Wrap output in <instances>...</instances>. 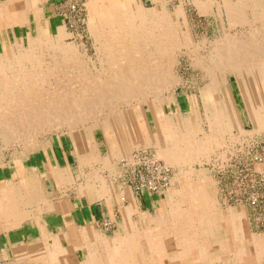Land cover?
Instances as JSON below:
<instances>
[{"label":"rangeland","instance_id":"374dc122","mask_svg":"<svg viewBox=\"0 0 264 264\" xmlns=\"http://www.w3.org/2000/svg\"><path fill=\"white\" fill-rule=\"evenodd\" d=\"M32 1L37 5L36 8L41 16L40 27L46 36L43 35L41 37L43 42L42 40L38 41L36 39L37 19L35 18V13L29 11L27 18L24 21L25 25L22 27H14L16 34L24 37L23 42L20 41L21 43L19 46L17 43L6 44V48L9 50L11 48L9 55L4 53V44H0V65L6 67H0V106L6 105L7 103L10 105L11 96H22L28 93L25 90L27 84L24 83L25 73L28 71H31L32 74H34L31 78L32 80L36 79L37 86L41 85L48 88H53V85H59L62 87L66 86V88L70 85L78 87L83 82L79 83L76 81H86L88 77L99 78L101 76V78L106 77L105 79L107 80L112 79L113 77L111 75H113V72L124 66L127 60L135 61V58L137 59L139 57V52L135 51V48H138L139 46L135 45L137 44L136 39L142 30V16L144 23L148 26L150 25V28H152L151 26L153 25V28H157V31H162L164 28V26H160L162 24L159 23V21L163 20L165 22L166 17L170 16L172 21L171 27L174 29L173 32L176 33V38H179L178 42L174 44L175 51L172 52L174 53L175 63H173V66L171 67V70L173 71V73L171 71V76H174L175 79L179 80V83L175 85L174 88L171 87V89L163 88L162 90L161 88V91L159 90L160 92H157L158 95L156 94V98L158 97L157 99H153L152 97L154 96L151 95L146 96L147 98L142 95L143 98L141 93H137V95L129 94L134 97H130L129 95L127 97L126 95L128 98L127 101L125 98H107V101L111 98L112 103L119 107L121 116L124 120L127 122L131 121L133 129H136H134L130 135L129 133H126V137L132 139L133 142L134 140H137L138 142H136L139 144L133 146L130 150H127V152H125L126 150L124 151V149L122 151V148H120V140L116 137L118 129L115 126H112L114 119L110 118L109 110H106V112H98V110L93 109L91 110L93 112L89 111L88 114H86L88 119L85 120L84 118L86 115H83L84 118L82 119L78 114H72V112L70 114L67 112V116L63 114L61 118L59 117L60 122L62 120V123L57 122L58 125L55 123L50 126L44 125L42 129L40 128L41 131L37 128L38 130L36 129L25 136L27 139L23 138L21 141L18 140V143L13 140V143L12 141L5 142L0 135V193L3 194L6 188H11V191H16L18 195L23 192L25 188H28V185L24 183L25 179L29 177L27 180L30 179L32 184H36V186L32 185V189H37L40 194L38 200L33 199L31 200L32 203L30 202L31 205H28L27 209L29 213H31L32 218H29L30 220L28 218L24 219L19 225H15L16 227H11V225H6V223L2 224L0 226V235L3 231L11 229V234L13 233L11 238L16 239L18 237L16 229L23 227L24 223L27 224L31 222L34 224V222L37 221H39V223H44L45 220L51 221V219L58 218L55 216L56 213H62L63 211L56 210V208H54V203L59 202L61 204L66 203L64 211L71 210L81 204H87L96 207L99 211L103 210V213L106 216L111 215L113 224L109 225V227L105 225L107 221L97 220L92 224H88L89 226L86 225L82 228V230H86V228L95 230L93 232L94 237L114 239L116 236L123 235V226L124 223L127 222L125 220H128L130 222L128 224H131L134 228L146 230L148 227H151L152 229L155 227L154 230L163 231L167 236H170L174 230L170 224H164L162 227H159L160 229L157 228L156 225L160 218H164L165 215H167V212L171 213L172 211L174 213L178 211V218L181 221L180 224L187 223L189 218H192L196 223L204 221V224H209L212 239L217 238L216 235H218L217 232L219 231L217 227L219 226L220 229L221 227L226 229L222 230L224 237L231 239L232 236L227 226L231 225L233 222L237 223L240 227L242 226L243 228H246L250 234L264 238V125L260 126V124L257 123V125L254 126V124L249 123L247 120V111L245 109L243 98V93L247 87L243 84L241 87V83H238L235 76H229L227 80L225 79L222 85L224 99H226L225 101L231 112L235 113V116H237V123L233 122L229 131L226 130L219 134L217 132L219 137L216 144L219 146L216 145L217 148L216 146H213L212 151H214V154L212 152L211 158H204L201 162L196 161L186 163L182 161L179 162L181 164L169 163L160 156L161 154L159 153V147L157 145L147 142L148 145L147 143L142 142L140 138L145 137L148 139V137H158L161 141H165L170 145L169 138L167 139L165 133H163V135L162 133H159L154 124L152 110L149 108L151 104H154L160 109L163 114L162 121L164 120V122H166L168 119L167 121L171 124V127H174V124H178L179 121L186 118L190 114V110H192L197 116L198 124H196L200 128L199 136L202 137L206 135L207 132L208 134L213 132L211 121L214 119V109L207 104L211 90V81L213 80V75L209 74V71H207L209 68L207 65L211 64V61L209 60V50L212 43H214V39H224V35L226 34H233L235 36L239 34L241 37H243V35H245L244 37L250 36L248 34L253 30L252 26H261L264 23L263 15L259 14L262 18L254 19L255 14L251 15L247 9L246 12L242 14V19H232L226 10H224L223 6L219 7L220 4H218V2L222 0H212L215 1V5L212 6V8L206 7L205 9H201V5L198 8V4L200 3L204 5L206 0ZM235 1L237 0H234V2ZM241 1L247 3H243L241 6L247 5L257 7L258 9H261V11L262 8H264V4H262L264 3V0ZM253 1H256V3H253ZM249 2H251V4ZM71 4L76 6V11H70L69 7ZM136 4L137 6H135ZM7 7L8 5L5 6V8ZM106 10H109L110 12L112 11L113 18L115 19L112 21H117L118 24H120V28L116 27L113 29L117 30L116 32H119L118 37L121 36L119 38H121L122 44H120L121 46L119 45V47H125L122 48V53L119 50L117 52V44H111L108 42L109 37L107 36L110 35V32L111 30L113 31V29H109L111 26H109V23H106ZM91 14L92 17H96L95 21H92L93 23H91ZM129 15L131 16L129 17ZM47 16H52L55 19L51 23V34L47 29ZM155 18H158L159 21H155ZM130 20L131 22H129ZM56 24L62 26L59 31L65 32V37L63 39L58 38L59 34H57ZM158 24L159 27L157 26ZM11 26L12 25H8L7 28L10 36ZM96 31H98L97 33L99 35H95ZM248 31L249 33L247 34ZM124 39H126L125 42ZM104 41L107 43L109 49H114L111 51L112 53L108 50L103 51L100 49L102 48V43H104ZM147 43L149 42L145 43V47H147ZM72 44L75 47H73ZM192 44L194 46L196 44L198 45V50L196 52L186 50L190 49ZM43 46L44 48L42 49ZM56 46H58V48ZM71 47L74 52L69 51ZM28 52L33 59L30 57V59L26 61L23 58L28 55ZM197 52L198 54L196 55ZM34 53L37 55H34ZM172 53L170 52L169 54L172 56ZM111 54L116 56L117 59H115V61L111 60ZM122 54L127 56V60L122 59V56H124ZM120 55L122 56L120 57ZM195 55L197 57L200 55V61L196 62L197 59L195 58ZM80 58H84V61H81ZM193 58H195L196 61ZM192 60L193 62H191ZM57 63H60L61 65ZM38 64H40V66H38ZM34 69L35 71H33ZM106 69L109 72L106 71ZM88 72L92 75L87 74ZM107 72L109 73V76ZM243 76V83H247L248 78H250L249 72L244 73ZM3 81H5L8 86L7 84H3ZM70 81H74L75 83H69ZM258 87L260 89L262 88L261 82L258 84ZM135 97L138 99H134ZM119 99L121 101H119ZM1 109L3 110V107H0V111ZM91 114L94 115L92 116ZM73 115L75 116L73 117ZM97 117L99 118L97 119ZM243 124V129L239 128L240 125L242 127ZM165 125H167V122ZM258 126H260V128ZM44 127L46 128V131L44 130ZM140 130H143V133H141ZM33 132L36 133V137L33 136ZM29 135L32 136L30 137ZM28 138L30 139L29 141ZM23 140L26 144L25 148L22 146L24 144L21 143ZM31 141L33 142L31 143ZM60 142H65L68 150L73 153V155L71 154L69 156L68 165L63 164L59 157L60 151L56 150L57 145ZM145 154L169 169V172H167L168 181L166 180L167 183H165L166 185H164L162 190L157 192H148L145 190L137 194L134 192V188L129 181H134L133 177L136 169L135 167L138 164V156H143ZM216 155H218V157ZM105 163L107 164L106 166H104ZM52 172H57L56 175L58 174V178L54 179L52 175H50ZM139 173L140 168L138 166L135 177L136 181L139 180ZM59 176H63V179H61V177L59 178ZM39 186L43 187L41 188ZM127 186L132 189V192L128 191L130 189H128ZM192 187H196V190H199L198 196L200 197V200L204 197L203 200H206L205 202L202 200L194 206L188 205L187 201L185 202L183 200V193H185L186 190H191ZM131 193L134 195V198ZM150 195L155 196L154 206H152L149 211H141L139 197ZM41 198L43 200H41ZM49 204H51V206ZM121 205H125L124 207L127 206L128 209H131H127V212L125 210L126 208L124 209L121 207L124 216L123 219H125L124 223H120V213L118 210ZM146 206L147 204H144V207ZM148 206L150 207V204ZM41 207L42 209L39 210ZM114 207L116 209L115 211L113 209ZM125 214L127 216H125ZM174 216L175 215L172 214V217ZM198 217L200 220H198ZM145 225H148V227ZM177 228L179 229L180 227ZM93 233H91L92 236ZM171 236L172 238L175 237L173 235ZM204 236L201 234L200 238H203ZM50 243L52 242L47 243V245L50 246ZM248 246L246 247L247 249H249ZM79 252L80 251H77V254ZM211 252H207V255L216 256L217 253H219L215 252V250L214 252ZM230 257L232 258L231 254ZM187 261H185V263L190 264V262ZM21 263L40 264L33 259H23L22 257L12 259L11 256V264ZM200 263L208 264L207 262ZM229 264H233L232 261Z\"/></svg>","mask_w":264,"mask_h":264},{"label":"bare ground","instance_id":"6f19581e","mask_svg":"<svg viewBox=\"0 0 264 264\" xmlns=\"http://www.w3.org/2000/svg\"><path fill=\"white\" fill-rule=\"evenodd\" d=\"M131 1H133V0H131ZM243 3H246V2L241 1V0H237L235 2H234V0L233 1L222 0V1L218 2V4H220L219 7L223 6L224 10H226V12L229 14V16L232 19L233 18H241L242 19V14L245 13L247 9L251 15L255 14L254 19L262 18V16H259V14H262L263 18H264V8H262V11H261V9H258L257 7H252V6H247V5L241 6V4H243ZM249 3L251 4V2H249ZM253 3H256V1H253ZM262 4H264V3H262ZM21 5L23 8L22 14H25V15H27V13L29 11H34L35 6H36L32 0L24 1V3H22ZM214 5H215V1L206 0L204 2V5L199 3L198 8H199V6L201 7V9H205L206 7L212 8V6H214ZM135 6H137V4ZM132 13H134V12H132ZM105 15H107L106 23H109L110 24L109 26H111V28H109V29H113L116 27L120 28V24H118L117 21L116 22L112 21V20H115L113 18V12L112 11L110 12L109 10H106ZM20 16H21L20 14H17V17L7 18L3 21V23L7 24V25L21 24L24 21H22V19L21 20L19 19ZM130 16L131 15H129V17ZM152 16H153V14H152ZM158 16H159V14H158ZM95 19H96V17H92V14H91V23H93L92 21L93 20L95 21ZM156 20L159 21L158 18H155V21ZM129 22H131V20ZM153 22H154V20H153ZM159 23L162 24L160 26H162V27L164 26L162 31H157V28L154 29L153 25L151 26L152 28H150L149 27L150 25L148 26L146 23H144V19L142 16V22H141L142 30L136 39L137 44L135 43L136 44L135 46H137V45L139 46L138 48H135V51L139 52V57L137 59L135 58V61L129 60L130 61L129 62L127 60L126 55H124V54H122L124 56L120 55V57L122 56V59H126L128 62L126 61V64L124 66L115 70L113 72V75H111L113 78L112 79L109 78L110 80L105 79L106 77L101 78V76L99 78H97V77L96 78H94V77L89 78L88 77V79L86 81H80V80L76 81L79 83L83 82L78 87L70 85V86H67V88H66V86L62 87L59 85H53L52 86L53 88H48V87H43L41 85L37 86L36 79L32 80V78H31L34 74H32L31 71L26 72L24 83L27 84L26 85L27 87L25 88V90L28 93L25 95H22V96L21 95L20 96H18V95L11 96V104L10 105H9V103H7L6 105L0 106V107H3V110L1 109V111H0V132H1L0 135L2 136L1 138H3V140L5 142L6 141L7 142L12 141V140L16 141V142L18 140L21 141V139H23V138L27 139V138H25V136H27L29 133L36 130L37 128H39V130H40V128L42 129V127L44 125L50 126L51 124H55V123H56V125H58L57 122L62 123V120L60 122V118L62 117L63 114L65 116H67L68 115V114L66 115L67 112L70 114H71V112H72V114L73 113L78 114V116H80L83 119L84 118L83 115L88 114L89 111L94 109V110H98V112L99 111L106 112V110H109L108 112L111 116L110 118L114 119V121H113L114 123L112 124V126H115L118 129L116 137L120 140V146H121L120 148H122V151L124 149V151L126 150L125 152H127V150H130L133 146L139 144V143H137L138 142L137 140H134V142H133L132 139H130L129 137H126V133H129V135H130V133L132 134V131L135 128L133 129V124H131L132 123L131 121L127 122L126 120H124V118L121 116V112H120L119 107L116 104L112 103L111 98L112 97H114V99L115 98H120V99L125 98V100L127 101V99H128L127 97L129 94L137 95V93L138 94L141 93V96L144 95V97H146V96L151 95V96H154V97H152L153 99H157L158 97L156 98V94H157V92L161 91V88H162V90H163V88H165V89L170 88L171 89V87L174 88L175 85H177L179 83V80L175 79L174 76H171L172 75L171 74V71H172L171 67L173 66V63H175L174 62V55H173L174 53H172V52L175 51L174 44L176 42H178L179 38L177 39L176 33L173 32L174 29H172V27H171L172 21H171L170 16L166 17L165 22L162 20V21H159ZM261 24H259V25H261ZM157 26L159 27V24ZM256 26H254V27L252 26L253 30H251L250 34H248L249 31L247 32V34L250 36L244 37L245 35H243V33H242L244 38L239 36V34L235 36L233 34L227 35L225 33L226 35H224V39H219V40H217V38L214 39V43H212V46L209 50L210 51V59L209 60L211 61V64L208 63L209 65H207V64L206 65L209 67L207 70V71H209V74L213 75V80L211 81L212 82L211 83V90H210L209 100L207 101V104H208V106H211L214 109V119L211 121V124L213 125L212 126L213 132H210L211 131L210 130L209 131L210 134H208V132H207L206 135H204L202 137L199 136L200 128L197 125L198 124L197 116L194 114V112L192 110H190V112H189L190 114L186 118H184L182 121H179L178 124H174L175 125L174 127H171V124H169L167 121L168 119L166 120L167 125H165L166 122H164V120L162 121V119H163L162 115L163 114L161 113L160 109L157 106H155L154 104H151V106L149 107L152 110L153 120H154V124H155L157 130L159 131V133H162V135H163V133H165L167 139L169 138L170 145L167 144V142H165V141H161L160 138H158V137H155V138L154 137L153 138L148 137V139L145 137H140V138H141L142 142H145V143L151 142V143L157 145L159 147V153L161 154L160 156H162L164 158V160H166V162L173 163V164L179 163L182 161L186 162V163H192V162H196V161L201 162V160L204 158H206V159L209 157L211 158L212 152L214 154V151H212L213 146H216V145L219 146L218 144H216V142H218V137H219L218 134L225 132L226 130L229 131V129L233 125V122L237 123V116H235V113L231 112V110L227 106V102L225 101L226 99H224V96H223L224 91H223L222 83L225 81V79L227 80L228 77L231 75L235 76V78L237 79L239 84L241 83L240 84L241 87H242V84L247 87V89H245V91L243 93L245 109L247 111V118H248L247 120L249 121V123L254 124V126H256L257 123H259L260 126L264 125V23L261 26H258V25H256ZM60 28H59V30H61ZM64 28H65V26H64ZM36 29H37L36 39L38 41H41L42 40L41 37L43 35L46 36V34L43 32L42 28L39 25H37ZM116 31L117 30H114V29H113V31L111 30L110 35L107 36V37H109L108 42H110L111 44H114V43L117 44L118 47L117 48L115 47L117 49V52L119 50L122 53V50H123L122 48H125V47H123V46H122V48L119 47V45L122 44L121 43L122 41H121V38H119L121 36L118 37L119 32H116ZM97 32L98 31L95 32V35L96 34L99 35ZM58 33H59V35H58L59 39H63L65 37V35H64L65 32L59 31ZM101 35H103V34H101ZM31 40H33V39H31ZM97 41H98V39H97ZM125 41H126V39H124V42ZM42 42H43V40H42ZM47 42H49V41H47ZM146 42H149V43H147V47L144 46ZM20 43L21 42H17L18 46L20 45ZM60 43H58V44H60ZM39 44H37V45H39ZM191 46L192 47L190 49H186V50H189L190 52H196L198 50L197 44L195 46L192 44ZM4 47H5L4 53L5 54L7 53L9 55L11 52V48L9 50L8 48H6V45ZM56 47L58 48V46H56ZM73 47H75V46L73 45ZM43 48H44V46L42 47V49ZM107 48H108L107 43L104 41V43H102V48H100L101 50H103V51L108 50L110 52L112 50H114V49H109V48L107 49ZM20 49H21V47H20ZM65 51H66V49H65ZM69 51H73V48L71 47ZM170 52L172 53V56L169 54ZM35 53H36V51H35ZM35 53H34V55H37ZM103 53H106V52H103ZM161 53H163V54H161ZM182 54H183V52H182ZM197 54H198V52L196 53V55ZM28 55H30L29 52H28ZM28 55L24 56L23 59H25L27 61L28 59H30V57H32L31 55L30 56H28ZM78 55H79V53H78ZM199 57H200V55H198V57L197 56L195 57L197 59V61L195 58H193V59L196 62H198V61H200ZM32 59H33V57H32ZM115 59H117L116 56L112 55L111 60L115 61ZM82 60L84 61V58L81 59V61ZM35 61H37V60H35ZM76 61H77V59H76ZM191 62H193V60ZM57 64H60V63H57ZM198 65H200V64H198ZM1 66H3V65H0V67ZM38 66H40V64H38ZM3 67H5V66H3ZM110 69H112V68H110ZM33 71H35V69ZM106 71H108V70L106 69ZM246 72H249L250 78H248L247 83L246 82L243 83L244 80L242 81V77H244L243 75ZM41 73H43V72H41ZM172 73H173V71H172ZM20 74H21V72H20ZM87 74H91V73L88 72ZM39 75H41V74H39ZM76 76H78V75H76ZM108 76H109V73H108ZM43 82H44V80H43ZM260 82H261V86H262L261 89L258 87V84ZM69 83L73 84L75 82L70 81ZM3 84H7V83H5V81H3ZM56 84H57V82H56ZM7 86H8V84H7ZM15 91H16V89H15ZM126 95H127V97H126ZM133 95L132 96L129 95V96L134 97ZM109 97H111L110 98L111 102H110V100L107 101V98L109 99ZM136 98L137 97H135L134 99H136ZM120 99H119V101H121ZM132 100H133V98H132ZM5 107H6V109H5ZM136 107H137V105H136ZM91 112H93V111H91ZM108 112H107V115H108ZM94 114H91V115L93 116ZM65 116H63V117H65ZM74 116L75 115H73V117ZM70 118H72V117H70ZM70 118H69V120H70ZM98 118L99 117H97V119ZM107 118H109V117H107ZM85 119H88L87 115L84 118V120ZM199 122H201V121H199ZM105 123H106V121H105ZM243 126H244V124L242 125V127L240 125L239 128L243 129ZM260 126H258V127L260 128ZM51 128H52V126H51ZM45 129L46 128L44 127V130ZM140 132L143 133V130H140ZM217 132H218V134H217ZM33 133H34L33 136L36 137V133L35 132H33ZM129 135H127V136H129ZM110 137H111V135H110ZM32 138H34V137H32ZM134 138H136V137H134ZM226 138H227V136H226ZM29 140L30 139L28 138V141ZM13 141H12V143H13ZM32 142L33 141H31V143ZM21 143L24 144V145H22V144L21 145L25 148L26 144L24 143V140ZM26 143H27V140H26ZM217 146H216V148H217ZM224 151H225V149H224ZM216 156L218 157V155H216ZM179 164H181V163H179ZM106 165L107 164L105 163L104 166H106ZM176 166H178V165H176ZM53 170H55V169H53ZM56 173L52 172V174H50V175H52V177L54 179H56V178H58V176H57L58 174L56 175ZM60 177H61V179H63V176H59V178ZM27 178H29V177H27ZM27 178L25 179L24 184H27L28 188H25V190L21 193H19L20 192L19 191L18 195H17L15 189H14L15 192H12L13 190L11 191V188H6V186H5L6 189L4 190L3 194L0 193V194H2V195H0V226L2 224L6 223V225H11V227H13V226L16 227L15 225H17V224L19 225V223L21 221H23L24 219L32 218V215H31V213H29L27 208H28V205L30 204V202L32 203L31 200H33V199L38 200V197L40 196V194L37 191V189L36 190L32 189V187H33L32 185L36 186V184L35 183L32 184L30 179L27 180ZM31 178H32V176H31ZM41 184H42V182H41ZM4 185H6V184H4ZM39 187H41V186H39ZM128 189H130V190H128ZM128 189H127L128 191L132 192L131 188L128 187ZM198 192H199V190H196V187L195 188L192 187L191 190L190 189L186 190L185 193H183L184 194L183 200L185 202L187 201L188 205H194L195 206L197 203L202 201L204 198L203 197L202 200H200V197L198 196ZM131 195H133V194L131 193ZM131 195H129V196H131ZM41 200H43V199L41 198ZM46 201H47V199H46ZM61 201H63V200H61ZM203 201L205 202L206 200H203ZM54 204H55L54 208H56V210L64 211V209H65L64 207H65L66 203L61 204L58 202V203H54ZM49 205L51 206V204H49ZM175 205H176V203H175ZM122 208H124V209L126 208L125 210L127 212H128V210H131V209H128L127 206L126 207L123 206ZM41 209H42V207L39 210H41ZM194 209H195V207H194ZM44 211H45V207H44ZM171 213L174 214L175 216L172 217ZM171 213L167 212V215H165L164 218H160L159 220L157 219L158 222L156 221L157 225L156 224L155 225L157 228H159V227H162V225H164V224H170V226L174 229L172 231V233L170 234V236L173 235V236H175L174 238H172V236L171 237L167 236V234L164 233L163 231L154 230L155 227L152 229L151 227H148V225L147 226L145 225L146 227H148V229H146V230L134 228V226H132L131 224L130 225L128 224V223H130L128 220H125L127 222H125V223L123 222L124 226L122 225L123 229H124V234L121 236H116L114 239L113 238L106 239L103 237H94L93 232L95 230H92L90 228H88V229L86 228V230H82V228H81L82 231L80 229H78V231H73V228H71L72 230H70L68 232L69 233L68 235H70V237H72L69 244H67V245L60 244V242L57 239L58 237H57V238H53V242L50 243L51 244L50 246H48L46 244V239L44 238V241L42 240L41 243H38L37 245L35 244V245L31 246V250H27L26 252L24 251L25 253H21V255L26 256L27 258H25V259H33V260L39 262L40 264H186L185 261H187V260L190 262V264H196V263L201 264L200 262H203V263L207 262L208 264H229L231 261L233 264H264V238L256 237L255 235L250 234L246 228H243L242 226L240 227L239 225H237V223L233 222L231 225L227 226V228L230 231L231 236H232L231 239L224 237L222 230H226V229H224V227H221V229H220V226L217 227L219 230L217 232L218 235H216L217 238L212 239V237L210 235L211 231L209 230L210 229L209 224H207V223L204 224V221L196 223L192 218H189L187 223L180 224L181 221L178 218L179 212L177 211V212L173 213L171 211ZM230 214H232V213H230ZM202 215H203V213H202ZM125 216H127V215L125 214ZM151 219H152V217H151ZM198 220H200L199 217H198ZM121 221H123V220H121ZM37 222H39V221H37ZM84 224H85V222H84ZM84 226H86V225H84ZM177 227H180V228L178 229ZM91 233H93V236ZM119 234H120V232H119ZM201 234L203 236L204 235L205 236L203 238H200ZM62 237L64 238V235ZM78 237H81V238H78ZM247 246L249 249L246 248ZM214 250H215V252H219V253H217L216 256L215 255L214 256H208L207 255V252H211V251L214 252ZM77 251H80V252L77 254ZM230 254H231L232 258L230 257ZM19 262H20V260H19ZM23 262H26V261H23Z\"/></svg>","mask_w":264,"mask_h":264},{"label":"crops","instance_id":"0c3cea01","mask_svg":"<svg viewBox=\"0 0 264 264\" xmlns=\"http://www.w3.org/2000/svg\"><path fill=\"white\" fill-rule=\"evenodd\" d=\"M22 3H24V1L21 0H0V44L2 43L4 44V46L10 43L13 44L20 41L23 42L24 37L17 35L14 27L15 26L22 27L25 25L24 22L21 24H14L11 26V36L9 34V31L7 30L8 25L3 23V21L7 18L17 17V14L21 15L19 17L20 20L21 19L22 21L26 20L27 15L22 14L23 13V8L21 5ZM6 5H8L7 8H5ZM36 6L34 11L32 12L35 13L36 16L35 18L37 19V25L40 26L41 16ZM53 20L55 19L52 16H47V22H48L47 29L50 34L52 33L51 23L53 22ZM58 27L60 28L62 26L56 24L57 34H59ZM56 150L60 151L59 157L62 160L63 164L68 165L69 156L71 154L73 155V153L68 150L67 144L65 142L58 143ZM132 196L134 198V195ZM154 198L155 196L153 195L139 197L140 199L139 206L141 211L142 210L149 211L151 207L154 206V200H155ZM144 204H147V206L144 207ZM149 204L150 207L148 206ZM123 206L125 205H121L120 209L118 210L120 213V223H123L125 220L123 219L124 216L121 209V207ZM113 209L114 211L116 210L115 207ZM55 216H57L58 218L51 219V221L45 220L44 223L43 222L40 223L34 222V224H32L31 222L27 224L24 223L23 227L16 229L18 234V237L16 239L11 238V236L13 235V233L11 234V229L8 231H3L0 235V264H11V256L12 259H15L16 257H21L22 256L21 253H25L27 250H31V246L41 243L42 240L44 241V238L46 239V244L49 242H53V238H57V237L60 244L62 245L69 244L72 237L68 235L69 234L68 232L72 230L71 228H73V231H78V229L85 227L84 225L92 224L94 223V221L97 220H101V221L105 220L113 224L111 215L106 216L103 213V210L99 211L96 207L87 204L84 205L81 204L80 206H76L71 210H66L63 211L62 213H56ZM63 235L64 238L62 237ZM22 258L25 259L27 257L22 256Z\"/></svg>","mask_w":264,"mask_h":264},{"label":"built area","instance_id":"2783aa9c","mask_svg":"<svg viewBox=\"0 0 264 264\" xmlns=\"http://www.w3.org/2000/svg\"><path fill=\"white\" fill-rule=\"evenodd\" d=\"M70 11H76V6L71 4L69 7ZM140 168L139 173V180L136 181V170L137 167ZM134 171V181L131 180L129 183L133 186L134 191L139 194L142 191H148V192H157L159 190H162L165 183H167V172H169V169L167 167H164L162 164L157 163L154 161L150 156H147L146 154L143 156H138V164L135 167ZM167 180V181H166ZM106 226L109 227L111 225L110 222L105 223Z\"/></svg>","mask_w":264,"mask_h":264}]
</instances>
